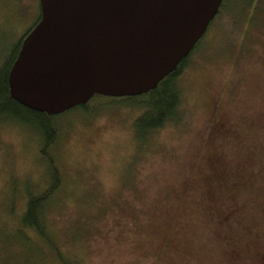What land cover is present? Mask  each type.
Listing matches in <instances>:
<instances>
[{"label":"rangeland","instance_id":"obj_1","mask_svg":"<svg viewBox=\"0 0 264 264\" xmlns=\"http://www.w3.org/2000/svg\"><path fill=\"white\" fill-rule=\"evenodd\" d=\"M239 1L189 53L178 116L145 144L134 139L142 110L123 100L53 120L58 141L47 153L60 179L45 206L49 244L23 223L27 198L50 182L43 140L32 125L0 123V264H262L264 13L247 24ZM33 3L18 0L15 13ZM9 6L0 0L11 43L32 16L12 19ZM215 109L226 129L210 135Z\"/></svg>","mask_w":264,"mask_h":264},{"label":"water","instance_id":"obj_2","mask_svg":"<svg viewBox=\"0 0 264 264\" xmlns=\"http://www.w3.org/2000/svg\"><path fill=\"white\" fill-rule=\"evenodd\" d=\"M222 0H38L7 75L10 97L56 116L95 95L138 97L187 57Z\"/></svg>","mask_w":264,"mask_h":264},{"label":"trees","instance_id":"obj_3","mask_svg":"<svg viewBox=\"0 0 264 264\" xmlns=\"http://www.w3.org/2000/svg\"><path fill=\"white\" fill-rule=\"evenodd\" d=\"M230 1L231 0H222L217 14H219L220 11L222 12L223 8L229 9L228 11H230L231 8L227 7ZM9 2L10 6L7 8L6 13L9 15L12 14V19L16 18L18 20L19 17L23 16L21 11L25 12L27 9H31V12L25 14L24 17L27 18L30 15L32 16V28L39 19L38 0L36 4L33 3L30 6L26 7H22L20 5V7H17V9H19V12L21 13L19 15L18 11L17 13H15L18 0H1L2 6L4 5L7 7V4ZM239 2L242 5V10H240V14H237L236 11V15H239V17L237 16L238 18L242 17L246 19L247 11H249L247 24H249V22L252 20L253 15L257 12H260L261 9L264 13V0H240ZM229 5L230 7L232 6L231 4ZM244 7L247 9L244 11L245 13L243 12V14H241ZM222 14L224 13L222 12ZM12 19L5 21L11 22ZM30 29H28L20 38H16V41H13L11 43H8L6 37H4L6 36L4 34L5 30L2 29L1 31L2 36L4 35L3 38L5 48L2 47L3 50H1L0 57V123L15 121L26 126L32 125L35 129H37L39 132V136L43 140L40 154L48 159V165H50L53 159L47 153V150L51 146H53L56 141H58L59 135L58 131H56V129L58 128L54 126L53 120L56 117L61 118L67 112L56 116H47L45 114L29 110L15 102L10 97L7 85V75L9 69L16 57L23 37L30 31ZM10 31L11 33L14 32V30H12V27H10ZM188 58L189 57L187 56L182 59L172 73H170L162 81H160L154 90L149 91L146 94L140 95L138 97L124 98H107L95 95L86 104L79 105L68 111L70 112L79 110L80 112L88 115L90 114V112L94 111L88 110V104L91 101H97V103L101 102L102 99H110L113 101L123 100L125 102H129V104L133 106L137 105L142 110V112L134 122V139L139 146L145 144V142L148 140L147 137H149L153 132L159 130L169 120H175L177 118V109L181 102V91L178 86V81L181 78L183 71L185 70ZM143 146L141 147L143 148ZM48 171L50 173V179H48V181L50 182L46 185L45 188L42 189L40 194H38L37 196L29 195L25 202V208L23 211V223L31 228L32 231H35L36 233L38 232L41 237L44 238V240H47L49 244L52 241L47 224L49 210L45 213V218L44 212L45 206L49 200V196L55 190V188H57L60 177L59 172L55 166L50 165ZM65 262L67 261L65 260Z\"/></svg>","mask_w":264,"mask_h":264},{"label":"flooded vegetation","instance_id":"obj_4","mask_svg":"<svg viewBox=\"0 0 264 264\" xmlns=\"http://www.w3.org/2000/svg\"><path fill=\"white\" fill-rule=\"evenodd\" d=\"M216 113H217L216 109L213 110L211 119L208 120L206 122V125H205L206 131H207L206 133H208L210 135L217 132L218 129L219 130L223 129V131L226 129L222 119H219L216 117L217 116ZM263 260L264 259L262 258V260H261L262 264H263Z\"/></svg>","mask_w":264,"mask_h":264}]
</instances>
